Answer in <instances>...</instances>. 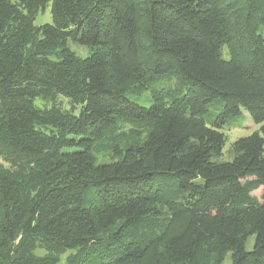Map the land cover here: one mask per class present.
I'll use <instances>...</instances> for the list:
<instances>
[{
    "label": "trees",
    "instance_id": "obj_1",
    "mask_svg": "<svg viewBox=\"0 0 264 264\" xmlns=\"http://www.w3.org/2000/svg\"><path fill=\"white\" fill-rule=\"evenodd\" d=\"M260 24L264 0H0V264H264Z\"/></svg>",
    "mask_w": 264,
    "mask_h": 264
},
{
    "label": "rangeland",
    "instance_id": "obj_2",
    "mask_svg": "<svg viewBox=\"0 0 264 264\" xmlns=\"http://www.w3.org/2000/svg\"><path fill=\"white\" fill-rule=\"evenodd\" d=\"M51 22V15H50V5L48 4L42 11H39L34 19V25L39 26L44 23H50ZM258 31L262 34L264 37V24H260ZM67 46L74 51L77 55L80 57H85L90 52V48L86 45H82L78 43L77 41H74L72 39L67 40ZM176 84V79L173 77H163L156 79L147 89H145L141 94H127V96L135 101L136 103L148 106L151 103V91L158 90L161 88H166L170 86H174ZM59 102L61 105L68 108L69 104L65 98L59 97ZM35 104L41 106L43 102L39 99L35 100ZM76 112H78V109H76ZM260 125L258 123H255L249 113L245 110H243V118L241 122L234 126H228L222 129V131L225 134V144L222 149V154L218 158L220 161H227L232 158V154L229 151V147L231 142H233L238 137L247 136L251 133H253L256 130H259ZM107 160L109 157L106 155H98V160ZM0 163H4L7 165L2 157L0 156ZM264 194V186L259 187L255 191L252 192V195L255 196L258 200H261L262 195ZM254 242V236H249V238L246 241V249H251ZM42 251H38V253H41ZM64 258V257H63ZM229 263V255L225 258L224 264Z\"/></svg>",
    "mask_w": 264,
    "mask_h": 264
}]
</instances>
